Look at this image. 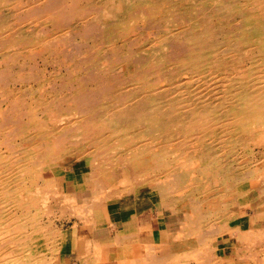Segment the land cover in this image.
<instances>
[{
	"label": "bare ground",
	"instance_id": "bare-ground-1",
	"mask_svg": "<svg viewBox=\"0 0 264 264\" xmlns=\"http://www.w3.org/2000/svg\"><path fill=\"white\" fill-rule=\"evenodd\" d=\"M148 1L158 2L0 0V264H21L24 257L20 258L21 245L16 244L22 238L26 242L27 226L40 231L45 241L53 244L60 241V231L42 229L40 218L31 212L49 190L56 199L64 196L58 181L53 175L44 174L45 165L40 167L39 163L42 158L44 162L45 159L53 162L54 155L58 156L57 149L66 148L88 162V180L93 184L89 197L81 201L79 198L81 203H73L68 194L65 197L69 201L66 208L77 215L79 223L96 230L98 218L111 198L123 209L135 208L137 215L157 203L160 212L184 213L179 223L182 230L176 234L167 230L170 242L144 247L143 256L133 264H191L192 260L197 264H215L211 242L225 235L234 238L237 256L263 262L257 247L264 254V210L258 212V219H252L253 223L261 224L259 227L247 228L245 222L252 202L263 199L259 206H264V0H247L245 6H238L237 0L218 2L206 9L201 7L202 0L194 2L203 13L189 23L182 22L178 30L168 32L169 43L180 41L184 46L180 65L192 70L179 91H172L178 87L175 83L162 86L159 79L153 88L148 87L143 76L146 69L129 71L131 64L120 78L126 84L124 87L113 88L87 78L77 81L69 71L62 81L58 75L45 77L37 86L29 85L17 92L6 89V84L15 77L13 67L21 57L33 56L37 50L53 55L57 49L63 50L77 32L84 37L92 36L103 26L107 30L125 28V31L129 14L139 11ZM172 16L182 17L175 12ZM235 22L234 36H222L223 30ZM111 30L99 38L110 43L108 50L117 53L122 42L107 41L113 39ZM93 49L86 46L80 53L86 66ZM245 59L252 65L247 67ZM206 65L208 71L204 72ZM33 69H26L25 74L35 79L39 73ZM121 123L125 127L140 124L139 143H129L132 147L121 152L113 146L115 153L110 154L109 136L126 132ZM153 128L160 141L156 145L148 142L153 145L150 148L146 134ZM16 139L21 148L15 150L12 145ZM170 153L172 159L168 158ZM138 177L143 179L140 183ZM250 181H258V185L241 189ZM140 184H147L150 191L157 192V203L152 198L145 199V194L131 197ZM222 210L228 212L225 221L219 216ZM239 217L245 218L242 223L234 227L229 224ZM94 230L93 237L87 240V254L93 255L95 262L89 264H97L100 257V242ZM190 236L192 241L188 239ZM111 245L107 241L106 246ZM28 260L36 264L32 258Z\"/></svg>",
	"mask_w": 264,
	"mask_h": 264
},
{
	"label": "rangeland",
	"instance_id": "rangeland-1",
	"mask_svg": "<svg viewBox=\"0 0 264 264\" xmlns=\"http://www.w3.org/2000/svg\"><path fill=\"white\" fill-rule=\"evenodd\" d=\"M195 1L196 0H158L157 3L148 1L147 3L142 4L140 6L139 11H133V12H131V14H129L128 17H130V18L127 19V21H126V23H128V27H127L128 29L127 30L124 31L125 28L118 29V30H116L115 28L113 30H111L110 28L108 29V30L113 31L114 35H113V39H108L107 41H114L115 43L117 42L118 44L120 42H122L118 46L119 51L117 53H112L110 50H108L109 49L108 47H110V43H108V42L106 43L104 40L99 38L103 33H108L106 26H103V30H97L98 32L95 34H92V36H85L84 37V35L81 34L80 32L75 33L74 35H72L71 41L68 42V44L66 46L62 47L64 49L63 50H61V48L57 49L58 51L55 52V54H53V55L51 53H49L48 51L37 50L35 52V54H33V56L31 54L29 57L28 56L21 57L18 60L15 67H13V69H14L13 70V72H14L13 76L15 75V77L13 79L11 78L9 80V82L6 84V86H7L6 89H9L10 91L12 89H15V91L17 92L20 88L29 87V85L37 86V83H40V81H44L45 77L50 78V77L58 76V75H59L60 81H62L64 77H65V79L67 78L69 71H71L73 79L77 80V81L85 80V78H87V79H91V80H97L100 82V84H101V82H103V85H109V87L112 86L113 88H116V86H118V85L124 87L126 84L124 82H122L123 80H120V78L125 73V70L128 69V65L131 64L129 66V68H130L129 71L139 70V69H141V67H143L142 69H144V68L146 69V72H143V76L145 78V81L147 83H149L148 87L153 88L154 85L156 84L157 80L159 79L158 81H159V83H161L162 86H164V85L171 86L172 83H175V85H178V87L173 88L172 91L173 92L179 91L184 86L183 85V79L184 78L187 79L188 77H191L189 75H192L191 74L192 70L185 69L184 67H182L180 65L181 64L179 62V61H181L180 55H183L181 51L183 50L184 46L181 44L180 41H174V42L169 43L170 37H168V34L172 31L178 30L177 28L182 27V22L189 23L190 19H193V18H195V16L203 13L197 7V4L194 3ZM202 1L204 2V4H202L201 7L204 6L205 9L208 6L216 4L218 2H225V3L236 2V0H220V1L202 0ZM245 2H248V1L247 0H240V1L237 0L236 4L239 3L238 6L239 5L245 6L246 5ZM248 7H250V5ZM174 12L178 15H181L182 17L180 19L174 18L172 16V14ZM157 14L159 15V17L157 16ZM235 24H236V22L232 26L225 28L223 30L224 34L222 36H226V37L227 36H234L235 32H233V31H234V29L237 28V27H235ZM147 30H148V32H147ZM117 31H119L118 33L123 31V32H125V35L120 36V34H119V36H118V33L116 34ZM244 31L247 32L248 30L246 29ZM251 34H253V32H251ZM152 35H154V36H152ZM102 36H105V34ZM100 39H101V42L103 44H101V42H100V44H98V40L100 41ZM152 39H154V40H152ZM117 40H119L120 42H118ZM94 41H95V43H94ZM152 41L156 42V43L158 42V44L153 43ZM150 44H152V45H150ZM86 46H89L91 48L94 47L93 54L90 57V62L87 66L84 64L83 56H80V53H82L84 51V47H86ZM102 48L104 50H102ZM143 48H145L147 50H145ZM156 51H158V52H156ZM177 54L180 56L179 60H178ZM211 54H214V52ZM183 58H185V57L183 56ZM245 61H247V62H244V63H246L247 67L251 66L253 63L251 61H248V59H245ZM247 63L248 64L251 63V64L248 65ZM122 65H123V67H122ZM166 65H168V66H166ZM22 68H24V70H21ZM26 69L35 70L36 71L35 73L38 72L39 76L38 77L35 76V79L34 78L32 79V77H29V75L25 74ZM181 69H183V70H181ZM186 70H187V72H186ZM156 71H158V73H156ZM206 71H208L207 65L204 67V72H206ZM151 72H153V73H151ZM19 73L21 74V76ZM178 73H179V76H178ZM63 75H65V76H63ZM164 75H166V76H164ZM174 77L176 78V80ZM180 78H182V79H180ZM171 80H173V81H171ZM180 80H182V81L180 82ZM113 82H114V84H112ZM58 83H59V81H58ZM121 84H123V85H121ZM94 87H96V84ZM0 94H1V90H0ZM161 94H162L161 98H163V96L165 95L164 91H162ZM145 105L146 106H148V105L152 106L149 103H145ZM4 106L6 107V105H4ZM121 124L123 127H125V125H126L123 123H121ZM138 125L140 127V124H138V123L137 124H131V125H128L127 127H125L126 132H127V128H128V133L122 132V133H119V135L117 133H112V135L109 136L110 146L107 148L108 152L110 154L115 153L114 150H112L113 146L118 151L121 152L122 149L125 151L126 149L132 147L131 144H129V143H135V141H136V143H139L138 140H139L140 134H139ZM156 131L157 130L153 128V131H149L146 134L147 145L149 144L150 146L149 145L148 146L150 148L153 146L150 143H155L154 145H156V144H158V143H156V141L157 142L160 141L159 140L160 136L158 135V132H156ZM132 132H133L132 135H127V134L132 133ZM5 135H6V133H5ZM114 135H116V138L112 137ZM123 135L124 136L127 135V136L124 137ZM150 137H152V140L154 142L151 141ZM19 139H16V141H15L16 143H14L12 145L15 150L18 148H21V142L19 141ZM112 139H113V141H111ZM148 142H150V143H148ZM78 144L82 146V143H78ZM1 146L3 147V148L1 147L3 149V151L7 150L3 144ZM65 152H66V154H65ZM57 153H58V156L54 155L55 160L53 162H49V160L46 161V159L44 162V159L42 158L41 163H39V166L44 163V165H45L44 174L48 175V177L53 175L54 179L56 181H58V183H59L58 186H59L60 193L62 192V194L64 196L62 197V199H56L53 191L49 190L50 193L46 194L45 198H44V196L42 197V199L45 200L46 202L41 199L42 204L39 203L37 205V207L32 209L31 213H34V214L36 213L38 216V219L40 218L39 222L41 221L40 227L41 228L43 227L42 229L47 230V231L50 230V232H52L51 229L55 230L57 232L60 231L59 233L61 235V237H60L61 239L58 242V244H53L50 241H45L47 239L43 236V234H41L40 231L36 230V232H35L34 229H31V227L27 226V228L25 229V233H29L28 234L29 237L26 238L27 239L26 242H25V239L22 238V240H20V242L16 244V245H18V247L21 245L19 247V250H20L19 254H20V258L24 257V258H21V261H22L21 264H24V263L30 264V262H27V261H29L28 260L29 258H32L34 263H36V264L44 263L43 261H45V260L47 262H51V264H71V263L72 264H74V263L75 264H81V263L82 264H89V262H91V261H92V263H93V261L95 262V259L92 257L93 255H89V254L85 255L84 254V252H85L84 248L83 247L81 248V245L82 246L84 245V241L93 237L91 234H92L94 229H92L90 226H88L86 224L78 222L77 215L70 213V211L66 208L69 201H66V199H65V197L68 194V196L71 197L73 203H76V201H77V203H81V202H79V198L81 201L84 197H89V195L91 193L90 190L93 188L92 182L88 180V177H89L88 171H90L88 168L89 164H88V162L85 161L84 158H79L77 156V154H73V153L70 154V151L67 148L65 150H62V151H59L57 149ZM61 155H64V156H61ZM171 156L172 155L170 153L168 155V158L172 159ZM82 159L84 160V162ZM85 162H86V164H85ZM53 163H55V164L53 165ZM51 165H53L52 170H50V168H52V167H50ZM66 167H67V169H66ZM137 179H138L137 182L139 181L138 183H140V181L143 180L140 177H138ZM257 185H258V181H250V182L244 183L241 186V189L247 190L251 187L252 188L256 187ZM148 188L149 187L147 186V184L137 185L136 188L132 191V192H134V194H132L131 197H134V196L137 197L139 195L145 194V199L149 200L150 198H152V200L157 203L159 200L157 192H152ZM64 192H65V194H64ZM146 197H148V198H146ZM48 198H50V199H48ZM63 201H65V202H63ZM262 201H263V199L252 202V204L249 206V210L251 212L249 215L246 214V222H245V225L247 228H252V227L257 228L261 225L260 223H257V224L253 223L252 219H258V217H257L258 212H261L264 210V206H262V205L259 206L260 202H262ZM155 208L158 209L157 211L160 214L159 221L161 222L162 229H164V231H165L164 235L162 236V242L168 243V242H170L171 239L167 237V230L169 232H173L174 234H176L177 231L182 230V225L179 223H181L180 221L183 220L184 213L183 212H173L171 210H165L164 212L163 211L160 212L159 209L161 210V206L159 203H157L155 205ZM122 209L123 208L117 204V200H113L111 198V200L109 201V205L104 207V214H101V216L98 218V220H100L99 221L100 224H99L98 228H96V230H94L96 238H99L100 236H102L104 243L107 242L108 240L105 239L103 237V235L101 234V229L103 230L104 236L108 237L109 235L106 232L108 230H106V229L110 228L111 224H109V223H112L114 220H118L121 217H128L129 214L134 211L133 207H129L128 208L129 210L126 213H124V212L122 213L121 212ZM148 209H151V208H148ZM56 210H58V212ZM146 210H144L142 213H140V215L144 214V212ZM230 211H232V210H230ZM18 212L21 213L20 210ZM61 212H62V214H60ZM227 213L228 212L225 210L220 211L219 216L221 218H223L222 221L227 220L226 219ZM64 215H66V216H64ZM62 216H64V217H62ZM243 219H245V218L239 217V219L238 218L231 219L229 224L234 227V226L242 223ZM72 220H73V222H72ZM251 223H252V225H251ZM52 224H53V226H52ZM100 225H102V226H100ZM47 226H48V228H47ZM55 226H57V227H55ZM103 227H106V229H104ZM86 228L89 230H87ZM188 239H190L192 241L193 236H190V238L188 237ZM31 242L33 244H31ZM68 242H69V244H68ZM73 242L78 243L77 245H79V246H76L77 252L71 256L70 247L72 246L71 243H73ZM211 245H212L213 252H214L213 254H214L215 264H227V259L230 256H231V258H234L235 262L233 260H232V262L235 264L250 263L249 260H247V261L240 260L239 261L237 259L238 254H236V252H235L236 251V247H235L236 242L234 241V238L232 236L225 235L224 237H216L215 239L212 240ZM42 246H44L45 248ZM63 246H64V248H63ZM27 247H31V248H27ZM55 247H58L57 250ZM261 249L262 248L257 247V251L259 250L257 253L259 254L260 257H262V261L264 264V254L261 252ZM21 250H22V252H21ZM27 252H28V255H27ZM32 254L34 256H32ZM37 255H39V256H37ZM48 255H50V257ZM36 258H38V259H36ZM48 258L50 259V261L48 260ZM245 260H246V258H245ZM96 263L97 264H104L105 262L101 263L99 258H98V261H96ZM190 263L191 264H197V262H195L194 260H192V262H190ZM106 264H108V263L106 262Z\"/></svg>",
	"mask_w": 264,
	"mask_h": 264
},
{
	"label": "crops",
	"instance_id": "crops-1",
	"mask_svg": "<svg viewBox=\"0 0 264 264\" xmlns=\"http://www.w3.org/2000/svg\"><path fill=\"white\" fill-rule=\"evenodd\" d=\"M154 208L147 209L142 215H137V211L134 208L135 212H131L128 217H121L118 220H114L111 223L112 225L114 223V225H110L111 227L108 229H106V227H103L104 229L109 230L106 231L110 236H108L109 238L107 236H104L103 230L101 229V234L103 235V237L107 239L108 242H111V244H113L111 245V247H107V242L104 243L102 236L98 238V241L100 242L99 260L101 263L105 262L104 264H106L107 262L108 264H133L134 261L140 259L143 256V252L145 250L144 247L151 246L153 245V243L157 244L159 242H162V236L164 235L165 231L164 229H162L161 222L159 221V212L155 210L156 208ZM128 210V208L122 209L121 212L126 213ZM155 214L157 217L155 216ZM122 235H124L123 238ZM87 240L84 241L85 244L83 246L81 245V248L83 247L85 250L84 254H87L88 251ZM145 243H147L146 246ZM71 244L72 246L70 247V254L72 256L77 252L76 246L79 245H77L78 243L76 242H73ZM237 259L239 261H247V259L245 260V258L239 256H237ZM232 260L235 262L234 258H231L230 256L227 259V264H235L232 262ZM247 264H263V262L261 263V261H250V263Z\"/></svg>",
	"mask_w": 264,
	"mask_h": 264
}]
</instances>
